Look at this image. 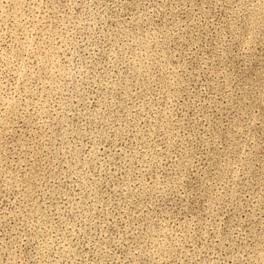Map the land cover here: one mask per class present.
<instances>
[{
  "label": "rangeland",
  "instance_id": "374dc122",
  "mask_svg": "<svg viewBox=\"0 0 264 264\" xmlns=\"http://www.w3.org/2000/svg\"><path fill=\"white\" fill-rule=\"evenodd\" d=\"M0 264H264V0H0Z\"/></svg>",
  "mask_w": 264,
  "mask_h": 264
}]
</instances>
